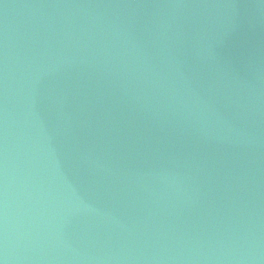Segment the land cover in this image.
Segmentation results:
<instances>
[{"label": "water", "instance_id": "water-1", "mask_svg": "<svg viewBox=\"0 0 264 264\" xmlns=\"http://www.w3.org/2000/svg\"><path fill=\"white\" fill-rule=\"evenodd\" d=\"M0 264H264V0H0Z\"/></svg>", "mask_w": 264, "mask_h": 264}]
</instances>
